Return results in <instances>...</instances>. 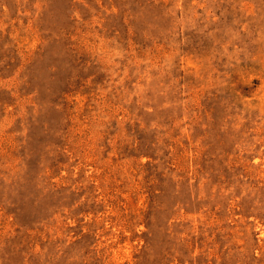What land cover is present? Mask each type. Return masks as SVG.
Returning a JSON list of instances; mask_svg holds the SVG:
<instances>
[{"label": "rangeland", "instance_id": "rangeland-1", "mask_svg": "<svg viewBox=\"0 0 264 264\" xmlns=\"http://www.w3.org/2000/svg\"><path fill=\"white\" fill-rule=\"evenodd\" d=\"M0 264H264V0H0Z\"/></svg>", "mask_w": 264, "mask_h": 264}]
</instances>
